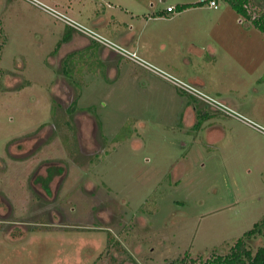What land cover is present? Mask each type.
Returning <instances> with one entry per match:
<instances>
[{
    "label": "rangeland",
    "instance_id": "1",
    "mask_svg": "<svg viewBox=\"0 0 264 264\" xmlns=\"http://www.w3.org/2000/svg\"><path fill=\"white\" fill-rule=\"evenodd\" d=\"M199 1L0 0V264H205L264 220V33L166 12Z\"/></svg>",
    "mask_w": 264,
    "mask_h": 264
},
{
    "label": "trees",
    "instance_id": "2",
    "mask_svg": "<svg viewBox=\"0 0 264 264\" xmlns=\"http://www.w3.org/2000/svg\"><path fill=\"white\" fill-rule=\"evenodd\" d=\"M242 17L252 21L264 33V12L261 14H252L248 9L250 0H223ZM204 2L184 3L176 6V11L181 12L187 8L203 5ZM167 13H170L166 11ZM165 12H159L156 16H163ZM258 237H262L264 242V220L256 222L252 229L247 231L242 238H239L231 251L227 254H217L205 262V264H264V243L256 250L253 248V242ZM174 264V263H173ZM176 264H187L185 259L177 260Z\"/></svg>",
    "mask_w": 264,
    "mask_h": 264
},
{
    "label": "built area",
    "instance_id": "3",
    "mask_svg": "<svg viewBox=\"0 0 264 264\" xmlns=\"http://www.w3.org/2000/svg\"><path fill=\"white\" fill-rule=\"evenodd\" d=\"M201 1L204 3H208L211 7H216L219 4V0H201ZM175 10H176V7H173V6H169L167 8L168 12H175ZM65 19H67V17H65ZM68 21L77 30L82 31V32L88 34L89 36H92L98 42H101V43L117 50L118 52L125 55L127 58L132 59V60L138 62L139 64L149 68L150 70L154 71L155 73H157V74L163 76L164 78L170 80L171 82H173L174 84L179 86L181 89L186 90L187 92L192 93L197 97H201L202 99H206V100L209 99V97L205 93H203L202 91L180 81L179 79H177L171 75L166 74L165 72H162L161 70L156 68L154 65H152L149 62L140 58L135 52H132V51L128 50L127 48L121 46V45H117V44L112 43V41L102 37L101 35H99L94 30L87 28L85 26L83 27L81 24H79L75 21H72V20H68ZM216 105H218L220 107L222 106L223 108L221 107V109H223V110L225 109L226 111L225 110L224 111L227 112L228 114L238 117V113L236 112V110L230 109L228 106L220 104V103H218ZM239 117H240V115H239Z\"/></svg>",
    "mask_w": 264,
    "mask_h": 264
},
{
    "label": "flooded vegetation",
    "instance_id": "4",
    "mask_svg": "<svg viewBox=\"0 0 264 264\" xmlns=\"http://www.w3.org/2000/svg\"><path fill=\"white\" fill-rule=\"evenodd\" d=\"M206 95L209 97L208 100L198 98L197 96H195L193 94L192 95L193 98H191L190 102L188 103V106H192V112L191 113L193 114V112H194V114H195V116L193 114V116H194V122H195V118H197V120L199 121L200 120V117H204V116L207 117L209 115V113H208V106L209 105L213 107L212 109H214L215 107L213 105H216L218 103H220V104H226L223 101L217 100V99L211 97L208 94H206ZM202 109H203V111H202V113H200V110H202ZM216 111H219V109H216Z\"/></svg>",
    "mask_w": 264,
    "mask_h": 264
},
{
    "label": "crops",
    "instance_id": "5",
    "mask_svg": "<svg viewBox=\"0 0 264 264\" xmlns=\"http://www.w3.org/2000/svg\"><path fill=\"white\" fill-rule=\"evenodd\" d=\"M184 3H192V2H183V3H179V4H184ZM190 8H191V7H190ZM187 9H189V8H187ZM187 9H185V10H187ZM185 10H183V11H181V12H184ZM166 11H167V10H166ZM170 13H172V12H170ZM156 17H157V16H156ZM124 39L127 40V39H128L127 36H125ZM127 42H128V41H127ZM209 48H210V50H213V51L215 52V49H216V48H215L214 45H213V46H212V45H209Z\"/></svg>",
    "mask_w": 264,
    "mask_h": 264
}]
</instances>
